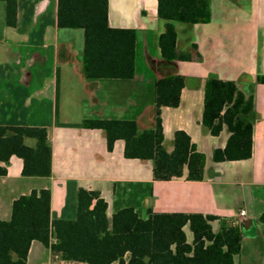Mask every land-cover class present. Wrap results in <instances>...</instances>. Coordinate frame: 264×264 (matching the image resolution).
I'll return each instance as SVG.
<instances>
[{
	"label": "crops",
	"instance_id": "obj_1",
	"mask_svg": "<svg viewBox=\"0 0 264 264\" xmlns=\"http://www.w3.org/2000/svg\"><path fill=\"white\" fill-rule=\"evenodd\" d=\"M157 6L158 0H109L110 26L137 32L136 75L132 80L89 81L83 74V32L57 28V0H18L17 27H0V125L47 128L53 174L24 177L23 160L13 156L7 175L0 177V220L10 221L14 201L35 190L51 192V220H75L77 194L84 189L100 193L110 222L125 208H133L141 219H147L149 211L213 215L218 218L211 224L215 232L253 220L256 232L242 234L241 253L234 261L264 264V230L259 222L264 213V84L257 82L264 76V0H211L209 23H175L177 49L191 60L175 61L173 67L161 65L165 60L158 40L166 21L159 18ZM48 63L51 68L44 71ZM171 70L188 80L180 106L162 109L164 135L169 141L179 130L190 135L206 156L202 182L184 178L157 182L151 162L124 157L123 141L109 152L104 131L79 127L87 119H117L136 120L141 130L149 128L154 85ZM210 75L236 81L255 98L249 160L212 161L213 151L225 146L228 134H205L200 123L204 81ZM242 197L250 202L251 211L235 206ZM184 232L192 244L188 225ZM27 264L86 263L66 261L33 241Z\"/></svg>",
	"mask_w": 264,
	"mask_h": 264
},
{
	"label": "trees",
	"instance_id": "obj_2",
	"mask_svg": "<svg viewBox=\"0 0 264 264\" xmlns=\"http://www.w3.org/2000/svg\"><path fill=\"white\" fill-rule=\"evenodd\" d=\"M6 27L16 28L18 0H0ZM157 13L166 21L158 46L167 62L190 61L177 49L175 23L207 24L211 0H158ZM57 28L83 32V74L89 81L132 80L136 75L137 32L112 28L109 0H57ZM187 77L177 70L165 71L154 85L151 126L141 130L136 120L87 119L79 127L105 132L107 150L124 142L128 160L152 163L153 179L169 182L184 178L205 179L206 156L190 135L176 131L166 140L162 109L178 108ZM257 82L264 84V76ZM255 98L236 81L210 75L204 81L201 126L205 134L228 139L212 154L214 163L246 161L253 155ZM73 127V125H65ZM28 141H34L29 145ZM13 156L24 162L23 176H52V141L45 127L0 125V177L7 175ZM108 204L99 192L80 189L75 220H51V192L33 191L14 201L10 221L0 220V264H27L33 241L61 254L66 261L86 264H235L241 253L242 232L235 223L215 232L213 215L153 213L141 219L133 208L107 217ZM264 230V213L259 217ZM189 226L193 242H187Z\"/></svg>",
	"mask_w": 264,
	"mask_h": 264
},
{
	"label": "rangeland",
	"instance_id": "obj_3",
	"mask_svg": "<svg viewBox=\"0 0 264 264\" xmlns=\"http://www.w3.org/2000/svg\"><path fill=\"white\" fill-rule=\"evenodd\" d=\"M5 23H4V8H3V5L2 4H0V27L2 28V29H4L5 28ZM143 63L142 62H140V60H139V64L137 65L138 66V69L140 70V69H143ZM51 68V65H50V63H48L45 67H44V69H46V70H44V71H48L47 69H50ZM232 78H234V77H232ZM235 79V78H234ZM243 198V197H242ZM235 206H237L238 208H246L247 210H252V206H251V204H250V202L249 201H247V199L244 197L243 199H240V200H237L236 201V203H235ZM256 229H257V227L255 226L253 229H252V231H251V233L250 234H254L255 232H256Z\"/></svg>",
	"mask_w": 264,
	"mask_h": 264
},
{
	"label": "water",
	"instance_id": "obj_4",
	"mask_svg": "<svg viewBox=\"0 0 264 264\" xmlns=\"http://www.w3.org/2000/svg\"><path fill=\"white\" fill-rule=\"evenodd\" d=\"M161 65L165 67H173V62L164 61V63ZM254 227H255V222L253 220H246L241 224L240 229L242 234H249Z\"/></svg>",
	"mask_w": 264,
	"mask_h": 264
},
{
	"label": "built area",
	"instance_id": "obj_5",
	"mask_svg": "<svg viewBox=\"0 0 264 264\" xmlns=\"http://www.w3.org/2000/svg\"><path fill=\"white\" fill-rule=\"evenodd\" d=\"M240 216H241V217H244V216H245V211H244V210H241V211H240Z\"/></svg>",
	"mask_w": 264,
	"mask_h": 264
}]
</instances>
